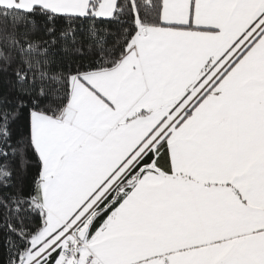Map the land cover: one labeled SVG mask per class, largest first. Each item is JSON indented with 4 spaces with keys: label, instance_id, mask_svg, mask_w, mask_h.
I'll list each match as a JSON object with an SVG mask.
<instances>
[{
    "label": "snow or ice",
    "instance_id": "obj_1",
    "mask_svg": "<svg viewBox=\"0 0 264 264\" xmlns=\"http://www.w3.org/2000/svg\"><path fill=\"white\" fill-rule=\"evenodd\" d=\"M0 264H264V0H0Z\"/></svg>",
    "mask_w": 264,
    "mask_h": 264
}]
</instances>
